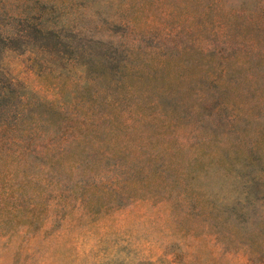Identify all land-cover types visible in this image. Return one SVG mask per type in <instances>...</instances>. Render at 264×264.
Listing matches in <instances>:
<instances>
[{
  "label": "rangeland",
  "instance_id": "374dc122",
  "mask_svg": "<svg viewBox=\"0 0 264 264\" xmlns=\"http://www.w3.org/2000/svg\"><path fill=\"white\" fill-rule=\"evenodd\" d=\"M0 264H264V0H0Z\"/></svg>",
  "mask_w": 264,
  "mask_h": 264
}]
</instances>
